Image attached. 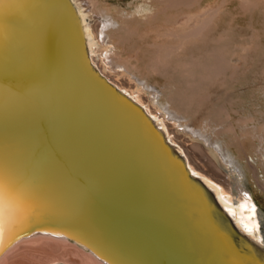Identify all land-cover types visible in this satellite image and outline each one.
Wrapping results in <instances>:
<instances>
[{
    "label": "water",
    "instance_id": "obj_1",
    "mask_svg": "<svg viewBox=\"0 0 264 264\" xmlns=\"http://www.w3.org/2000/svg\"><path fill=\"white\" fill-rule=\"evenodd\" d=\"M193 173L94 65L75 0H0L5 250L45 231L106 264H264V228L248 235Z\"/></svg>",
    "mask_w": 264,
    "mask_h": 264
},
{
    "label": "bare ground",
    "instance_id": "obj_2",
    "mask_svg": "<svg viewBox=\"0 0 264 264\" xmlns=\"http://www.w3.org/2000/svg\"><path fill=\"white\" fill-rule=\"evenodd\" d=\"M241 1L248 11L258 8L264 15V0ZM75 2L85 21L90 58L98 70L145 109L166 137L183 152L192 172L203 178L229 212L236 213L240 227L243 228L241 220L247 221L252 214L250 209L254 207L256 222L264 228V210L243 184L239 170L230 163L225 150L216 142L217 138H213L214 135L219 138L225 132L215 130L225 122L219 110L222 104H212L206 117H199L203 101L211 102L224 94V101L232 99L230 97L236 93L234 86L238 84L236 77L243 75L247 67L250 71L255 68L264 70V43L260 46L261 55L256 56L259 58L257 66L248 63L249 59L245 57L258 41H262L258 40L260 35L254 32L255 42L249 38L254 43L239 62V58L235 59L231 53L245 40H238L241 36L237 28L240 27L230 22L237 13L225 8L228 0H217L213 5L216 8L207 15L204 14L205 0H155L149 12L140 17L131 14L133 18L123 9L104 5L100 11L111 19L96 15L95 5L90 0ZM182 15L186 16L188 23L198 25H176ZM241 35L245 37V34ZM248 40L246 43L251 42ZM131 54L135 55L134 58ZM197 116L200 119L196 121ZM246 136L254 141L257 150L255 140L262 139L264 132L261 128H254L246 131ZM254 236L260 238L262 232ZM34 237L74 247L80 258L78 264H106L64 236L45 231L15 242L0 255V264L16 244ZM49 264L67 263L55 261Z\"/></svg>",
    "mask_w": 264,
    "mask_h": 264
},
{
    "label": "rangeland",
    "instance_id": "obj_3",
    "mask_svg": "<svg viewBox=\"0 0 264 264\" xmlns=\"http://www.w3.org/2000/svg\"><path fill=\"white\" fill-rule=\"evenodd\" d=\"M90 1L95 5L96 15L101 14V16H103L104 18L111 19V17H109L106 14H103L102 11H100L104 5H110L111 8L123 9L125 12H127L130 15L131 18H133V17H140L141 15H143L144 12H149L151 4L155 0H90ZM216 1L217 0H205L204 3L205 4L204 7L206 10V13H204L205 15L213 12V10L216 8V6H213L216 3ZM242 4L244 3L241 0H228V4L225 5V8L227 7L229 8L230 11H233L235 14L237 13L235 18L230 22L233 25L236 26L238 25V27H240V29L237 28L238 29L237 32L240 33L239 36H241L238 40H245L243 45H239V47L237 46L234 49L235 51L234 50H233L234 52L232 51L231 56L234 55L233 57L235 59L239 58V60L237 61L240 62L241 60L240 58H242L243 55L246 54L245 52L246 49L251 48L252 44L257 40V38L255 37V33H258L261 37V39L258 40H262V41H258V45L245 56L247 59H249L248 63L257 66L256 63L259 60V58L257 59L256 56L261 55L262 51L260 49L261 48L260 46L262 43H264V38H263L264 15L262 16V12L260 9L255 8L254 10L248 11V9H245L242 6ZM249 13L251 16L249 15ZM131 14L133 15V17ZM257 16L259 17V19H257L258 18ZM237 21H239L238 22L239 24L237 23ZM176 25L179 26L190 25L191 27H194L198 25V23L195 22L188 23V20H186V16L184 17L182 15L178 19ZM249 26H252V28H249L248 30ZM253 29L256 31H254ZM262 30L263 32H261ZM241 34L243 35L245 34L246 38ZM249 38H252L251 40H254V42L251 41ZM247 40L251 42H248L249 43L248 44L246 43ZM134 56H135L134 54H131V57L134 58ZM254 70H256V72ZM252 73L253 75H251ZM236 78H237V83L239 85L237 84L236 86H234V89H236L235 90L236 93L230 97L232 99L228 101L227 100L224 101L222 99L225 96L224 94V96L213 98L211 102L203 101L204 104H201L200 110H201V114L202 112L204 113L201 116L199 110L198 116L200 114L199 117L202 119L206 117L207 115L206 113L211 111L209 106L219 102H220V106L222 104L223 107H220V109L218 107V109L222 113L221 117L225 119V122L224 124H222V126L219 125L218 128H216L215 130L217 131L223 130V132L224 131L225 132L222 133L219 138L215 135L213 136V138L214 139L217 138L216 142L219 143V146L222 147L223 151L225 150L224 152L230 163L237 170H239L238 173L242 178L243 184L253 195L256 196L258 200L257 201L258 205L262 210H264V136L262 139L257 138L255 140L256 145L258 147L257 150L254 149V141L251 142V139L246 136V131L249 130L251 131V129L254 128L255 130L261 128L262 131L264 132V70L262 69L260 70V68H255L250 71V69L247 67L244 70V74L243 75L241 74L240 76L237 75ZM237 90L239 92H237ZM215 99H217L218 102ZM198 116L196 121L200 119L198 118ZM14 247H13L14 249L12 248L13 250L11 249L8 252V255H6V258H4L1 264H49L55 261H62L67 264L68 263L78 264V262L80 261V258L74 247H71L70 245L57 242L51 239L34 237L28 240H23L18 244H16Z\"/></svg>",
    "mask_w": 264,
    "mask_h": 264
},
{
    "label": "snow or ice",
    "instance_id": "obj_4",
    "mask_svg": "<svg viewBox=\"0 0 264 264\" xmlns=\"http://www.w3.org/2000/svg\"><path fill=\"white\" fill-rule=\"evenodd\" d=\"M193 175H195V173H193ZM251 216L249 217V219L247 221H243L241 220V223L243 225V229L244 231L250 235V236H254L255 234L259 233L260 231V225L256 222V216H255V208H251ZM233 216H236L235 212L231 213ZM260 243H264V238L260 239ZM6 245L3 243V225L0 224V254L3 253V251L5 250Z\"/></svg>",
    "mask_w": 264,
    "mask_h": 264
}]
</instances>
